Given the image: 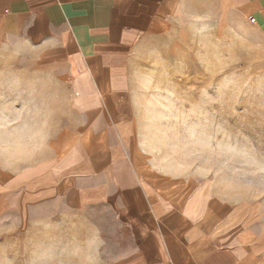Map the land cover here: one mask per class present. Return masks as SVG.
Instances as JSON below:
<instances>
[{"label": "rangeland", "instance_id": "rangeland-1", "mask_svg": "<svg viewBox=\"0 0 264 264\" xmlns=\"http://www.w3.org/2000/svg\"><path fill=\"white\" fill-rule=\"evenodd\" d=\"M180 25L136 79L145 142L135 166L153 192L203 209L228 242L264 259V41L214 15ZM69 85L24 41L0 36V180L44 173L56 157ZM20 140L30 146L16 149ZM78 187L1 214L0 264H129L136 238L117 209L79 199Z\"/></svg>", "mask_w": 264, "mask_h": 264}, {"label": "crops", "instance_id": "crops-1", "mask_svg": "<svg viewBox=\"0 0 264 264\" xmlns=\"http://www.w3.org/2000/svg\"><path fill=\"white\" fill-rule=\"evenodd\" d=\"M206 15L264 41V0H0V36L64 70L72 96L44 173L0 180V215L24 197L54 199L56 186L63 197L79 183L75 196L110 203L136 238L129 264H264L254 249L228 242L203 209L153 192L134 163L145 142L136 90L143 63L180 24Z\"/></svg>", "mask_w": 264, "mask_h": 264}, {"label": "clouds", "instance_id": "clouds-1", "mask_svg": "<svg viewBox=\"0 0 264 264\" xmlns=\"http://www.w3.org/2000/svg\"><path fill=\"white\" fill-rule=\"evenodd\" d=\"M30 145L27 143L26 140H20L18 144L14 145V147L20 151L25 150L28 148Z\"/></svg>", "mask_w": 264, "mask_h": 264}]
</instances>
